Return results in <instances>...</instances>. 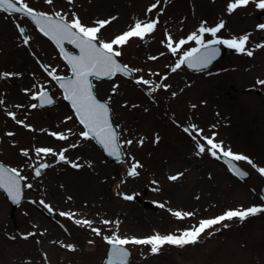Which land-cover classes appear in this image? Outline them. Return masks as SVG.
Instances as JSON below:
<instances>
[{
  "label": "rangeland",
  "instance_id": "1",
  "mask_svg": "<svg viewBox=\"0 0 264 264\" xmlns=\"http://www.w3.org/2000/svg\"><path fill=\"white\" fill-rule=\"evenodd\" d=\"M25 2L37 12H60L67 21L75 14L88 27L110 21L99 33L104 42L136 22L156 21L157 26L143 40L133 37L127 44L114 45L121 52L116 58L131 70L130 77L117 74L94 82L95 94L109 105L119 133L124 158L116 163L105 159L92 140L83 139L81 125L48 75L69 73L53 44L25 17L0 11V162L17 169L25 185L24 200L13 211L0 191V264H102L109 245L104 237L179 236L228 210L264 208L260 198L264 174L258 171L264 168V84L258 83L264 81V47H258L264 45L260 0H249L232 12L228 4L234 0H54V6L45 0ZM153 4L157 7L149 12ZM220 23L224 27L215 36L203 34L204 43L247 35L246 51L229 48L230 53L205 72L193 73L183 66L172 72L185 52L200 45L188 41L174 54L167 47L168 38L175 47L193 33L200 35L202 26L214 28ZM18 25L25 28L28 44ZM247 51L253 54L248 56ZM140 78L151 83L137 84ZM41 88L49 90L56 103L32 108L36 104L32 95ZM140 99L146 100L138 130L142 141L128 144L121 123L131 111L123 104H138ZM200 104L202 109L197 110ZM53 133L67 139H57ZM205 138L251 160V164L236 161L249 176L239 180L229 173L207 151ZM201 144L206 146L204 153H199ZM37 148H50L56 155H37ZM63 150L65 160L60 161ZM87 161L101 176L95 177L94 188L82 182L89 179V171L79 176L65 168ZM42 163L49 166L36 176L33 169ZM136 163L141 165L138 175L129 176ZM62 166L63 172L58 170ZM173 176L177 179H170ZM125 196L143 198L149 206ZM41 200L51 207L54 220ZM176 211L193 215L177 219L172 215ZM105 220L110 223L103 224ZM92 228L100 229L101 235ZM125 247L131 251L129 264H264V212L243 222L234 218L214 225L197 243L184 247L166 244L156 254L149 245Z\"/></svg>",
  "mask_w": 264,
  "mask_h": 264
},
{
  "label": "snow or ice",
  "instance_id": "2",
  "mask_svg": "<svg viewBox=\"0 0 264 264\" xmlns=\"http://www.w3.org/2000/svg\"><path fill=\"white\" fill-rule=\"evenodd\" d=\"M69 3L72 0H68ZM48 5L54 6V0H45ZM249 3V0H234L233 3L228 4V11L232 12L236 8L245 6ZM157 7L153 4L148 11L151 12ZM257 7L264 9V0H260ZM0 11L6 12L8 14L12 13H22L24 16L29 17L39 28V30L49 39L53 40L60 51L64 53V58L67 63L71 66V71L73 73V79H65L63 77L57 76L54 72L49 71L48 75L55 80L59 86L64 90V99L69 100L73 109L75 110L76 116L79 119V123L84 126L86 131L82 132L84 138H95L98 143H100L110 155L115 156L119 159L120 151L119 145L117 143V135L113 130L112 124L109 122V108L105 103L99 102L95 95L93 94L92 85L89 82V77L100 78L103 76L111 77L117 72L127 73L129 70L127 66L120 65L115 57H119L121 52L119 50H114L115 46H122L127 44L128 41L133 38H139L143 40L146 34L152 33L156 26V21H150L147 23L136 22L128 31L115 37L109 42H104L100 39L99 33L101 29L110 21H97L95 27L84 26L79 18L75 17L73 14V19L67 21L65 16L60 12H54L52 15L46 14L44 12H37L25 2V0H0ZM113 19H115L113 17ZM223 23H220L214 28L201 27L199 29L200 35L193 33L187 40H180L173 47V42L171 37L168 38L167 47L172 53H176L180 48L183 47L188 41H195L196 44L200 45L199 48H192L190 51L184 53L180 60L171 69L172 72H176L181 68L182 65L187 63L189 68H205L211 61L215 58L218 53V49L210 47L212 44H225L229 48H234L239 52H245V44L248 40V36H242L238 40H214L205 44L203 41V34L205 32L211 33L215 36L217 32L223 28ZM264 28V25L260 26ZM19 28V26H18ZM21 35L24 34V29L19 28ZM68 42L75 46L79 50V55H70L64 52L63 44ZM24 44H28L29 38H24ZM258 47H264L260 45ZM201 48L204 49L203 53ZM246 54L251 56L252 51H247ZM150 59H155V57H150ZM3 76H8L10 74L4 73ZM137 84L149 85L151 82L140 78L136 81ZM258 83L264 84V81H258ZM161 85H156L160 87ZM156 87L152 88V91L156 90ZM32 99L39 100L41 105H51L53 103L52 98L49 96L48 92L43 90L39 91L38 94H33ZM3 103V101H0ZM32 108H36L37 104H32ZM13 119H15L14 113H9ZM23 123V122H18ZM187 132L188 129H185ZM7 135H13L8 133ZM57 139L64 140L67 137L63 134L53 133ZM195 139V137H193ZM207 151L214 157L219 158L217 153L222 154L225 158H230L226 162L229 163L230 169L237 176H243L245 173L241 172L238 168L231 164L232 160L241 161L247 160L249 164L252 163L247 157L239 154H233L232 151L225 150L222 143L214 142V138H205ZM131 144L132 141H127ZM75 147V145H73ZM199 153H204L206 151V146L204 144L198 145ZM37 155L43 153L45 155L52 154L56 155L50 148H37ZM63 150L59 153L58 159L60 161L65 160ZM23 155L27 156L28 152H23ZM49 165L42 163L35 171L36 176H40V169L47 168ZM255 167V165H253ZM72 167H78L77 164L73 163ZM141 167L138 163L133 164L128 171L129 176H137L138 172L136 169ZM261 174H264V168L258 169ZM24 179L20 173L15 168H5L0 165V188L4 189L14 202L19 203L21 195V185L20 181ZM170 179L175 180L177 177L173 176ZM31 188L32 185H27ZM125 199L131 200L133 197L125 196ZM40 204L44 206L48 211H52L51 207L40 201ZM164 207V205H160ZM264 212V208L252 207L246 210H228L223 215L212 219H204L199 222L198 226H194L191 229H187L181 232L179 236L168 234L160 235L156 234L146 238H120L119 236L113 235L111 237H104L106 242L111 245V256L107 264H127V257L129 255L128 251L124 246L133 245H149L151 246V252L156 254L159 252L160 248L164 245H175L178 247H184L185 245L197 243L201 234H203L207 229L212 228L214 225L221 224L224 221H231L234 218H238L241 222L245 221L248 217L254 216L257 213ZM60 215H68L66 213H60ZM172 215L177 219H183L185 217L193 215V213L188 212H172ZM77 224H83L91 226V221H80L76 220ZM103 224H109L110 221H102ZM226 226V225H225ZM96 235H101V230L98 228L91 229ZM31 235V234H30ZM27 238V237H25ZM91 243V241H89ZM69 248L72 246L69 245Z\"/></svg>",
  "mask_w": 264,
  "mask_h": 264
},
{
  "label": "water",
  "instance_id": "3",
  "mask_svg": "<svg viewBox=\"0 0 264 264\" xmlns=\"http://www.w3.org/2000/svg\"><path fill=\"white\" fill-rule=\"evenodd\" d=\"M12 14H17V15H21V16H24L22 13H12ZM24 17H26V16H24ZM26 18H28L29 20H30V22H31V24L33 25V27L41 34V35H43L45 38H47V39H49L48 37H46L40 30H39V28H38V26L29 18V17H26ZM260 19L261 20H263L264 19V14L260 17ZM19 28H23L22 26H19ZM18 28V29H19ZM26 32L24 31V34L22 35L23 37H26ZM53 44H54V46L57 48V50H58V52L60 53V56H61V58L63 59V61L67 64V66L69 67V76H66V77H63V78H65V79H73L74 78V76H73V73H72V71H71V66L67 63V61H66V59L64 58V53H62L61 51H60V48L57 46V44L53 41V40H51V39H49ZM68 46L69 47H71L72 49H74V51L73 50H70L69 48H68ZM210 47H214V48H216V49H218V53H217V55L215 56V58L211 61V63H209L208 65H207V67H205V68H189L188 66H187V63H185L183 66L184 67H186V68H188L189 70H191V71H194V72H199V71H204V70H206V69H208V68H210L216 61H218V60H220L224 55H226V54H228L229 53V49L228 48H224V50H222L217 44H212V45H210ZM63 48H64V52H66V53H68V54H70V55H79V50L78 49H76L75 48V46L74 45H72V44H69L68 42H64V44H63ZM203 51H204V49L203 48H201V52L203 53ZM116 59V58H115ZM117 60V59H116ZM117 62L120 64V65H122L118 60H117ZM123 66V65H122ZM129 70V69H128ZM116 74H121V75H123V76H125V77H130L131 76V71L129 70L127 73H124V72H117V73H115L113 76H115ZM113 76H111V77H107V76H103V77H100V78H96V77H89V82L91 83V85H92V90H93V94L95 95V92H94V84H93V80H97V81H100V80H107V79H110V78H112ZM55 81V80H54ZM55 83L59 86V84L55 81ZM59 88L62 90V93H63V96H64V90L59 86ZM45 91H47V90H45ZM48 92V94H49V96H50V92L49 91H47ZM51 97V96H50ZM95 97H96V99L99 101V102H101V103H105L107 106H108V104L105 102V101H103V100H100L99 98H97V96L95 95ZM52 98V100H53V103L52 104H54L55 103V99L53 98V97H51ZM66 100V99H65ZM66 102L69 104V106H70V108H71V110H72V112L75 114V116H76V113H75V110L73 109V107H72V105H71V102L69 101V100H66ZM51 104V105H52ZM51 105H48V104H45V105H41L40 104V102H39V100H37V106L38 107H40V108H45V107H48V106H51ZM108 108H109V106H108ZM77 117V116H76ZM77 119H78V117H77ZM78 121H79V119H78ZM109 122L112 124V127H113V130H114V132L116 133V135H117V143H118V145H119V142H118V131H117V129H116V127H115V125H114V123H113V119H112V116H111V110H110V108H109ZM82 127L84 128V126L82 125ZM84 130L86 131V129L84 128ZM89 138H91V137H89ZM85 139H87V138H85ZM96 143H97V145L100 147V149H101V151H102V153H103V155H104V157L106 158V159H108V160H110V161H115V162H119V161H121L122 159H123V157H124V154H123V152H122V149H121V146L119 145V151H120V156H119V159H117L115 156H113V155H110L109 154V152L108 151H106L105 149H104V147L100 144V143H98V141L95 139V138H92ZM219 159H220V162L221 163H223L228 169H229V171L231 172V173H233V171L230 169V167H229V163H227L226 161L227 160H229L230 158H225V157H223L222 155H220V157H219ZM231 164L232 165H234L236 168H238L241 172H243V173H245V175H243V176H237V175H235L234 173V175L238 178V179H245V178H247L248 176H249V173L247 172V171H245L244 169H242L241 167H239L233 160L231 161ZM0 165H2L3 167H5V168H8L7 166H5V165H3L2 163H0ZM34 173H35V170H34ZM20 185H21V195H20V199H19V203H17V202H14L12 199H11V197L8 195V193L4 190V189H2V188H0V190L3 192V194H4V196H5V198H6V200L8 201V203L10 204V209H11V211H13L16 207H18L20 204H21V202L23 201V182H22V180L20 181ZM144 192H145V190H144ZM260 197L263 199V201H264V184L262 185V187H261V189H260ZM135 199H136V201L141 205V206H143V207H147L148 206V203L147 202H145V201H142V200H140L139 198H136L135 197ZM127 250V249H126ZM128 251V253H129V255H128V257H127V264H129V260H130V256H131V254H130V252H129V250H127ZM110 256H111V245H109V247H108V249H107V251H106V258H105V260H104V262H103V264H107V262H108V260L110 259Z\"/></svg>",
  "mask_w": 264,
  "mask_h": 264
},
{
  "label": "bare ground",
  "instance_id": "4",
  "mask_svg": "<svg viewBox=\"0 0 264 264\" xmlns=\"http://www.w3.org/2000/svg\"><path fill=\"white\" fill-rule=\"evenodd\" d=\"M178 71V70H177ZM121 84V83H119ZM146 98V97H145ZM138 104H132L130 102H124L123 106L124 108H127L130 112L127 121L122 126V131L125 134V141H132V143H139L142 141L141 136L138 134L139 127L142 125V115L145 112V106H146V100H142ZM145 105V106H144ZM201 106H197L196 109H202L203 104H200ZM181 128H179L180 131ZM45 136H49L47 132H43ZM91 164L92 161L82 162L77 164L78 167H72V165H66L65 168L68 173L70 174H78L79 176H82L85 171H89V179H82V182L87 183L89 188H94L95 186V177H101L100 173L95 172L94 170H91ZM59 171H64V167L62 166ZM93 180V182H92Z\"/></svg>",
  "mask_w": 264,
  "mask_h": 264
}]
</instances>
